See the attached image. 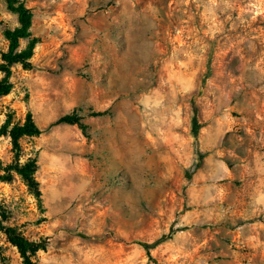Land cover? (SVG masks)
<instances>
[{
    "label": "rangeland",
    "instance_id": "374dc122",
    "mask_svg": "<svg viewBox=\"0 0 264 264\" xmlns=\"http://www.w3.org/2000/svg\"><path fill=\"white\" fill-rule=\"evenodd\" d=\"M37 41L0 96V212L41 264H264V0H24ZM17 16L0 0L4 30ZM3 74L0 71V79ZM194 100L201 127L191 132ZM36 158L45 211L14 162ZM101 113V114H93ZM200 153L202 156L199 158ZM169 238L149 250L138 243ZM7 264H22L0 232Z\"/></svg>",
    "mask_w": 264,
    "mask_h": 264
},
{
    "label": "trees",
    "instance_id": "16d2710c",
    "mask_svg": "<svg viewBox=\"0 0 264 264\" xmlns=\"http://www.w3.org/2000/svg\"><path fill=\"white\" fill-rule=\"evenodd\" d=\"M7 8L17 16L18 25L14 28L5 29L3 34L7 40V48L0 54V71L3 76L0 79V96L7 95L11 90L10 78L12 76V66L19 64L23 69L32 68V55L36 43L35 38L29 39L25 48H20V39L28 38L30 36L31 12L24 4V0H5ZM193 115L191 118V132L196 137L201 124L197 118L198 108L194 100L191 101ZM80 109L72 111L57 117L50 122L48 126L43 129L33 119L32 115L28 113L21 124L14 125L9 132L10 142L15 152L14 162L10 163L7 168L15 171L27 186L30 193L35 198L39 210L43 213L45 211L42 199V192L38 180L35 177L38 165L36 158H29L24 162L19 161L21 151L20 139L23 136H38L44 131L58 125V124H76L84 132L86 124L82 121V115L79 114ZM101 114V113H93ZM199 158H201V154ZM1 180H6L4 175H0ZM6 216L4 212H0V232H3L8 242L13 244L21 258L22 264H41L31 258L33 253L47 248V241L45 238L31 240L24 236L14 226L4 224ZM168 234H162L159 238L152 242L139 241L138 243L144 248L149 255V250L154 248L159 243L169 238ZM0 264H7V257L2 254L0 245Z\"/></svg>",
    "mask_w": 264,
    "mask_h": 264
}]
</instances>
